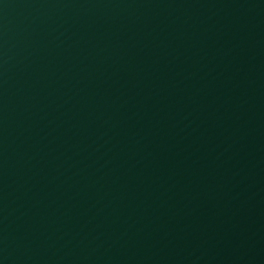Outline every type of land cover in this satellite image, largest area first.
<instances>
[{
	"label": "water",
	"instance_id": "95a60500",
	"mask_svg": "<svg viewBox=\"0 0 264 264\" xmlns=\"http://www.w3.org/2000/svg\"><path fill=\"white\" fill-rule=\"evenodd\" d=\"M0 264H264V0H0Z\"/></svg>",
	"mask_w": 264,
	"mask_h": 264
}]
</instances>
